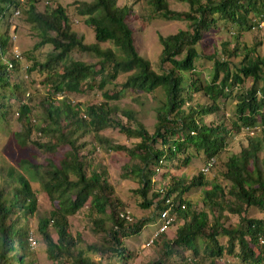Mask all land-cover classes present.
<instances>
[{"label":"trees","instance_id":"1","mask_svg":"<svg viewBox=\"0 0 264 264\" xmlns=\"http://www.w3.org/2000/svg\"><path fill=\"white\" fill-rule=\"evenodd\" d=\"M120 1L73 4L77 19L94 35L95 43L89 45L74 32L67 8L40 11L45 0H0V124L18 115L22 132L14 136L17 147H32L47 159L40 163L36 153L22 154L18 167L0 173V264H33L27 262L30 223L39 211L33 184L52 203L38 234L53 264H132L136 255L125 241L139 238L167 209L176 219L171 227L176 228L175 237L165 236L170 229L150 243L157 259L148 264H264V217H259L264 216L263 44L241 43L264 22V0H174L186 5V12L171 10L168 0H147L149 21L155 17L187 26L158 37L162 52L157 69L140 55L131 26L142 18L135 8L140 0L123 6ZM19 24L37 42L32 51L15 58L11 28L16 27L17 34ZM217 31L236 36L235 44L203 54L207 37ZM45 48L51 51L39 61L36 53ZM75 54L89 61L75 59ZM23 75L42 77L50 96L37 127L24 103L28 86ZM94 92L102 94L103 103L85 110L52 99ZM142 96L156 101L153 133L132 111L123 112L126 125L111 119V103L138 102ZM229 104H234L232 110ZM111 128L135 142L133 146L105 138ZM247 129L260 134L252 136ZM244 131L247 145L222 164L218 179L203 172L190 182L185 174L178 176L198 158L205 166L214 159V172L232 140ZM35 133L39 140L32 139ZM88 135L124 156L122 179L138 184L140 208H155V215L136 224L123 218L124 205L115 196L108 171L87 163L92 150L83 154L90 144L79 142ZM64 147L69 150L60 154ZM159 176L167 184L156 191ZM197 189L200 209L188 200ZM85 208L101 243L83 246L82 238L72 234L70 218Z\"/></svg>","mask_w":264,"mask_h":264},{"label":"rangeland","instance_id":"2","mask_svg":"<svg viewBox=\"0 0 264 264\" xmlns=\"http://www.w3.org/2000/svg\"><path fill=\"white\" fill-rule=\"evenodd\" d=\"M46 2L40 4L38 9L43 11L45 7L50 6H63L67 8L70 15L73 18L74 25L73 30L78 34L80 38H84L85 42L89 45L95 43L94 35L92 30L87 28L82 22H80L75 13L73 4L75 2L85 1L92 2L93 0H45ZM220 1V0H216ZM171 10L178 12L188 11L186 5L178 4L174 0H168ZM133 3L131 0H121L120 5H125ZM135 8L139 15H142V18L133 21L131 26L135 32L136 45L139 49L140 55L147 60H149L154 69H157L158 59L162 52V47L159 43L158 37L161 35L163 37H168L177 34L179 31L186 30L187 26L182 23L176 22H167L163 19L155 18L152 21L147 19L148 15L151 14L150 7L147 3V0H140ZM15 17L20 18V15L17 14ZM19 23V21H17ZM16 27L11 28V36L13 37L15 48H14V57L23 56L25 53L30 52L34 49L36 44V39L34 35L19 24L18 33L14 34ZM236 36L233 34L225 33L222 31H217L209 35L202 46V53L206 55L213 54L216 50L223 49V45L226 43L235 44ZM242 44H246L250 47L256 46L257 43H262L263 47L261 48V53L264 55V30L258 28L252 33L245 34L241 39ZM51 51L50 48H45L40 53H36L38 60L43 61L45 56ZM75 59L81 61H89L87 56H80L75 54L73 56ZM27 65V64H26ZM210 66L207 65V69ZM22 79L27 83L26 94L24 103L28 104L33 112V124L37 127L40 123V118L44 117L45 109L47 108L48 102L47 99H50L48 95V89L45 85L44 79L40 76L30 77L28 75H23ZM55 102L65 101L72 106H79L81 110H85L87 107L100 105L103 103V97L101 93H87L85 95L69 94V95H59L55 98H52ZM112 112L111 119L115 122H120L124 125L127 123V118L124 116V111H132L135 113L136 118L139 122L143 123L146 128L153 133L154 126L157 123V113L155 111L156 101L153 97H140L138 102H133L131 100L122 99L119 103L110 104ZM234 104L227 105V109L232 110ZM223 113H226V109H223ZM223 114H220V117ZM228 115V113H227ZM18 115L14 117L11 123L3 122L0 124V173L8 171L10 168L18 167V160H20L21 155L24 154L28 156L31 153H36L38 162H45L46 156L42 153L37 152L34 148L30 147L26 150H20L17 147L15 141V134L22 132V125L18 122ZM260 132L257 131V135ZM103 136L109 139L115 145L132 147L135 142L129 141L127 137H124L117 133V131L112 128L103 134ZM39 135L35 133L32 137L34 141L39 140ZM248 135L246 131L242 134L237 135L231 142L227 152L220 160V164L216 166L214 172H210L209 177L211 179L219 177L220 172L223 170L222 164L226 162L229 157L237 155L240 153L242 148L247 145ZM80 145L90 144L87 149L84 151V155H88L90 150L93 151L92 155H88L87 163L91 162L93 165L105 168L109 173L110 182L115 190V196L120 202L124 205L121 207V214L123 218L127 219L129 222L136 224L142 220L151 218L153 214L155 215V208L152 210H143L140 208L141 198L138 195L137 191L139 189L138 184L131 181H124L122 179V169L126 163V159L122 154H115L107 149L105 146H101L94 135H88L85 139H81L79 142ZM69 150V147H64L59 149V153L66 152ZM23 152V153H22ZM31 156V155H29ZM50 159H53L52 155H49ZM205 163L202 158H198L193 161L192 165L184 173L177 172L178 176L185 174L188 182H190L194 177L198 176L203 168ZM205 175V174H204ZM157 188L156 191L165 187L167 182L162 179L161 176L156 178ZM33 188L36 192L38 198V214L30 223L31 230V255L27 259L28 263L33 264H53L49 261L46 253V246L44 245L41 237L38 234V228L41 218H46L49 213L52 211V203L47 194L41 191V187L37 184H33ZM188 200L193 203L195 207L200 209L202 207V195L201 192L197 189L188 194ZM263 218L264 216H259ZM159 220L154 223H151L142 231V234L139 238H131L125 241V246L136 255L135 261L132 264H148L151 261L157 259L156 249L154 244L150 245V241L155 236V229ZM71 231L74 238L81 237L82 245H92L101 243L100 237L95 235L93 232V227L91 225V219L88 215V210L85 208L75 217L70 218ZM155 224V225H154ZM110 226V224H108ZM52 237L56 240L57 235L51 229L50 230ZM176 228H172L167 236L170 239L175 237ZM36 243V246H33V243ZM95 260H100L99 257H95ZM118 264V263H117ZM236 264V263H232Z\"/></svg>","mask_w":264,"mask_h":264},{"label":"built area","instance_id":"3","mask_svg":"<svg viewBox=\"0 0 264 264\" xmlns=\"http://www.w3.org/2000/svg\"><path fill=\"white\" fill-rule=\"evenodd\" d=\"M260 28L262 30H264V22L261 24ZM246 131H247V133L249 132V134L253 136V135H255V132L258 131V129L257 130L247 129ZM215 163H216V161L214 159L209 161L207 163V165L205 166V168H203V170H202L203 174H205V175L209 174L211 169L215 166ZM175 221H176L175 217L171 216V214H170V209H167V210H164L163 212H161L159 222L157 224L158 230L155 233V236L151 240L150 243H153V241L156 238L166 234L171 229V227L175 224ZM33 246H36L35 242L33 243Z\"/></svg>","mask_w":264,"mask_h":264}]
</instances>
